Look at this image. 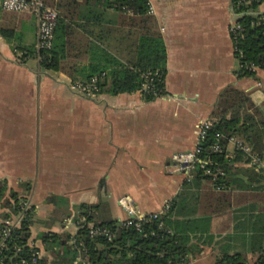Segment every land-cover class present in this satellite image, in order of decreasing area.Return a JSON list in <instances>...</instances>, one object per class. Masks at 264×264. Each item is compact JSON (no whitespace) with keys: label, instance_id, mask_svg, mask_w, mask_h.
<instances>
[{"label":"crops","instance_id":"1","mask_svg":"<svg viewBox=\"0 0 264 264\" xmlns=\"http://www.w3.org/2000/svg\"><path fill=\"white\" fill-rule=\"evenodd\" d=\"M68 2L66 56L56 70L39 67L31 53L34 17L0 7V28L8 30L6 37L0 34V187L2 197L11 201L14 195L31 205L29 239L39 256L47 253L38 235L72 236L84 218L80 205L93 206L88 215L94 222L129 216L122 198L137 215L168 207L185 180L172 171L170 157L194 147L200 120L212 125L217 117L248 116L264 155V69L238 73L229 0H150L146 15L165 59L164 93L149 100L138 90L86 96L72 88L74 68L89 55L128 63L134 36L124 34L121 12L91 0ZM256 11L264 13V0ZM242 138L235 134L226 142L227 156ZM245 170L250 171L246 163L233 164L231 178L237 181L225 191L200 182L185 197L190 211L168 218L172 231L207 236L209 243L198 242L200 250L187 264H217L222 248L245 252L250 263L251 215L263 214L264 250V181L250 182ZM245 184L260 189L239 188ZM5 212L0 203V221Z\"/></svg>","mask_w":264,"mask_h":264},{"label":"trees","instance_id":"2","mask_svg":"<svg viewBox=\"0 0 264 264\" xmlns=\"http://www.w3.org/2000/svg\"><path fill=\"white\" fill-rule=\"evenodd\" d=\"M44 1L58 11L51 45L48 49L38 51L33 48L31 53L36 57L39 67L56 70L59 62L66 56L67 9L71 3L68 0ZM91 1L104 8H112L122 13L123 23L128 27L124 34L134 36V55L128 63H122L109 54H102L100 58H98L99 55H89L86 62L74 68L71 82H85L90 77L96 76L98 91L110 95L138 90L145 100H149L163 94L164 47L160 35L151 28L150 16L146 15L145 1ZM260 2L261 0L231 1V8L235 13V22L238 27L229 32V37L234 46L233 54L239 63L238 73L240 75H251L256 69H264V22L260 19L264 13L256 11ZM0 34L6 37L8 30L0 28ZM89 50L92 51V48ZM250 65L254 67L253 70L248 68ZM145 73H149L148 77L151 79L148 82L147 91L142 89L147 82L143 76ZM220 106H222L221 103ZM216 111L215 113H217ZM247 117H217L200 141L199 161L193 163L190 178L183 180L181 190L168 202L166 210L154 218L144 216L145 218L139 222L138 228L133 225L116 227L117 221L115 220L91 221L88 211L93 206L80 205L79 216L84 218L77 222L75 233L72 236L49 231L40 233L38 238L47 255L38 256L35 262H31V253L38 250L36 247L26 245L30 236L31 208L27 216L21 219L17 225L9 228L3 239V247L0 252L1 262L3 264H19L20 259H24L29 264H187L189 259L199 252L198 242H207V236H191L172 231L168 227V218L184 215L182 210L185 213L190 211L185 197L187 194L192 197L194 193L193 191L190 193L189 190L198 187L202 181L210 182L212 189L218 188L220 191L231 189V183L237 181V179L231 178L232 167L235 162L240 161L250 167V171H244L250 182L257 184L264 181V155L260 153V148L257 146L259 136L254 128L256 124ZM215 132L222 135L219 141L221 144L219 152H213L209 148ZM235 134H241L243 138L238 142L239 145L235 143L233 155L227 156L225 144ZM246 144L248 152L243 149ZM253 157L263 161V165L256 167L252 161ZM200 164L208 167L211 172H216L218 169L220 173H214L211 177L204 173ZM239 188L258 190L260 185L245 184L240 185ZM221 195L225 194L221 192ZM13 196H11V201L2 197V188L0 187L1 206L8 209L2 219L17 212L15 204L18 199ZM250 217L252 234L246 238V242H250V252L253 254L251 262L246 260L245 252L235 250L229 253L227 248H222L216 257L217 264H264V250L261 244L263 241V214L262 218L257 215ZM89 225H102L110 229L115 227L117 229L110 239H106L103 236H89L87 233ZM0 227H2L1 223ZM229 239L233 238L229 237ZM242 239L245 237L242 236Z\"/></svg>","mask_w":264,"mask_h":264},{"label":"built area","instance_id":"3","mask_svg":"<svg viewBox=\"0 0 264 264\" xmlns=\"http://www.w3.org/2000/svg\"><path fill=\"white\" fill-rule=\"evenodd\" d=\"M146 4V13L151 12L152 8L150 5V0H144ZM231 1H238V0H229ZM0 7L5 11L10 12H26L30 14L32 17H34L36 21V32H35V41L33 48L35 51H38L40 49H48L51 45V40L53 36V28L55 25V20L57 17L56 10L47 5L43 0H0ZM261 21L264 22V14L261 16ZM238 25L234 21L232 25L229 26V32L233 31L235 28H237ZM232 50H234V46L231 44ZM249 69L253 70V66H248ZM149 73L143 74L147 82L143 86V90L147 91L149 87V81L151 80L150 77H148ZM96 76L90 77L88 81L85 82H75L72 84V88H74L77 92L86 95V96H94L96 93H98V87L96 84ZM211 126V123L208 120H200L195 125V133L197 135V140L194 145V147L188 151L184 152H178L174 153L170 157V161L172 162V171L175 172H181L184 174V179L188 180L191 176V169L192 165L195 161H199L198 154L200 153V141L205 136V131ZM221 133L215 132L212 137V142L209 145V148L213 152H219L221 150V144H220V138ZM239 145L238 142H235ZM244 150H246L245 147H243ZM253 163H255V166H262V162L257 158L253 157L252 159ZM205 164L206 162H202ZM203 164H200V167H203L204 173L210 175H214V173H220L218 169H216V172H211L208 167H204ZM119 202L123 207H125L129 213V216L124 218L121 221L117 222L116 227L120 226H128L133 225L135 228H138L139 222L143 220L147 216V218H154L157 214L164 211L167 207V205H164V207L155 212H150L146 214L137 215L134 213V211L127 205L125 200L119 199ZM15 206L17 207V212L11 214V216L4 218L0 221L2 224V227H0V252L1 248L3 247V239L6 237L9 228L14 227L18 224V222L23 219L25 216L29 214V211L31 210V205L24 199H18L16 201ZM110 229L108 227L102 226V225H89L87 229V233L89 236H103L106 239H110L117 228ZM26 245L29 247H36L33 241H31L29 238L26 241ZM37 248V247H36ZM39 256V249L34 250L31 253V262H35L36 259ZM2 257H0V264H3L1 262ZM19 264H29L26 260L20 259Z\"/></svg>","mask_w":264,"mask_h":264},{"label":"rangeland","instance_id":"4","mask_svg":"<svg viewBox=\"0 0 264 264\" xmlns=\"http://www.w3.org/2000/svg\"><path fill=\"white\" fill-rule=\"evenodd\" d=\"M68 228H69V229H72V228H73V224L70 223V224L68 225Z\"/></svg>","mask_w":264,"mask_h":264}]
</instances>
